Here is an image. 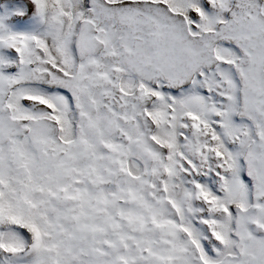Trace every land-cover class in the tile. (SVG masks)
<instances>
[{
    "label": "snow or ice",
    "instance_id": "1",
    "mask_svg": "<svg viewBox=\"0 0 264 264\" xmlns=\"http://www.w3.org/2000/svg\"><path fill=\"white\" fill-rule=\"evenodd\" d=\"M0 264H264V0H0Z\"/></svg>",
    "mask_w": 264,
    "mask_h": 264
}]
</instances>
